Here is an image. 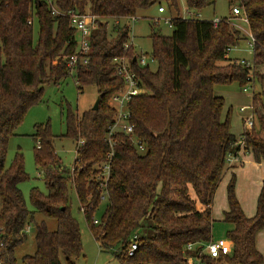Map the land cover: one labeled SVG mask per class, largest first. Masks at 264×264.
Instances as JSON below:
<instances>
[{
	"label": "trees",
	"instance_id": "16d2710c",
	"mask_svg": "<svg viewBox=\"0 0 264 264\" xmlns=\"http://www.w3.org/2000/svg\"><path fill=\"white\" fill-rule=\"evenodd\" d=\"M216 1L186 3L188 10L199 12ZM227 1L242 9L255 39L251 67L229 56L244 39L231 20L214 27L211 20L178 14L170 36L155 28L150 34L151 58L157 62L153 71L140 64L132 45L124 49L131 28L122 21L156 4L178 10V0H55L60 14L52 12L47 0H0V264H18L15 252L26 242L32 223L36 251L22 258L24 264H63L62 257L66 264H76L83 247L80 224L71 213V188L101 249L117 250L119 264H188L190 256L202 264H264L256 247L257 233L264 229V187L256 214L248 217L236 195L235 173L227 186L229 210L224 218L232 224L227 239L232 250L218 258L202 252L214 240L212 213L219 185L227 170L244 165H228V156L244 150L264 162V0ZM71 10L95 17L89 61L79 65L76 83L94 86L100 106L68 116L67 135L77 143L73 173L58 160L49 128L36 126L32 136L40 146L35 147V160L47 193L32 188L30 211L20 188L28 179L24 158L18 152L6 167L8 143L28 110L41 101L44 86L70 76L67 57L77 50L76 31L63 13ZM35 20L40 26L37 40ZM123 56L130 58L146 89L129 103L133 135L145 144V151L132 138L114 135L103 188L98 169L111 151L107 135L116 116L110 101L125 86L114 60ZM234 82L260 87L252 99L254 126L240 136L231 130L229 112L223 116L224 97L215 93V86ZM104 195L108 205L95 224L94 213ZM36 212L56 220V230L45 221L35 222ZM133 234L139 246L130 256ZM189 244L193 250L187 249Z\"/></svg>",
	"mask_w": 264,
	"mask_h": 264
},
{
	"label": "rangeland",
	"instance_id": "374dc122",
	"mask_svg": "<svg viewBox=\"0 0 264 264\" xmlns=\"http://www.w3.org/2000/svg\"><path fill=\"white\" fill-rule=\"evenodd\" d=\"M158 7L159 5L156 4L147 10L138 12L134 21L131 19H124L122 21L123 25L127 24L131 28L130 43L134 51L145 59L153 71L157 69V62L151 58L153 46L150 34L154 30L153 28H155L162 35L170 36L173 32V27L166 24V20L173 19L178 14H181V17L199 18L202 20L212 21L216 18L231 20V24L242 32L244 39L238 45L231 48L229 56L239 60H253L254 53L248 23L243 16L234 14L227 0H217L214 5L199 12L188 10L186 0H178V10L170 8L168 4H163L166 12L161 13ZM39 29V22L35 20L33 26L35 40L39 37ZM247 87L249 88L248 92H245L244 87L236 82L215 86V93L225 99L223 116H226L229 112L231 130L236 135L244 131L243 118L252 112L253 95L260 92L258 83H249ZM97 98V89L92 85L85 86L84 88L77 85L75 75L68 76L58 84L48 83L44 86L41 101L28 110L16 129V135L10 137L6 155V167L10 166L18 152L22 153L28 179L20 184V188L23 192L26 206L30 211H34L31 200L32 188L37 187L43 193H47L42 168L37 167L35 160V147H38V140L35 141L32 135L35 133L36 126L43 124L49 128L51 134L54 136L53 148L58 160L64 167L72 169L74 161L77 158V143L67 135L68 116L70 114L80 115L84 111L91 109ZM243 106L246 107L245 111L240 110ZM240 160L242 161V156L239 157L238 155V159L235 162L239 163ZM228 165L230 164L228 163ZM244 166L238 165V168ZM239 177L243 184L241 186L242 189H240L241 200L249 211V208H253L255 204V191L259 186H262L260 184L264 183V171L245 172L239 175ZM249 181H252L250 183L251 186L247 188L249 194L244 195L243 189L246 188L244 186H248ZM226 186L227 182L224 178L215 196L212 213L214 218L212 235L215 240L228 239V231L232 229V224L225 222L222 218L226 209H224L225 199H221V191ZM70 193L72 197L71 213L80 224L83 247V254L76 259V264H119V260L115 254L117 250L107 251L101 249L100 243L94 237L84 213L79 209L80 204L75 190L71 188ZM107 205L108 200L103 199L98 210L94 213L95 219L100 220ZM42 221L47 223L50 230H56V220L47 218L41 213L36 212L35 222L40 223ZM35 236L36 227L35 223H32L27 229L26 242L15 252L18 264H24L22 258L25 255H33L35 253ZM62 263L66 264L64 257H62Z\"/></svg>",
	"mask_w": 264,
	"mask_h": 264
},
{
	"label": "built area",
	"instance_id": "2783aa9c",
	"mask_svg": "<svg viewBox=\"0 0 264 264\" xmlns=\"http://www.w3.org/2000/svg\"><path fill=\"white\" fill-rule=\"evenodd\" d=\"M47 3L52 8V12L54 14H60L59 10L56 7L55 0H47ZM234 14L241 15L245 18L246 22L247 18L244 15L242 9L240 7H234L232 8ZM165 8L159 7V12H165ZM64 15L68 16L70 19L71 27L76 31V45L77 50L72 55H69L67 57V66L69 68L70 75H75L79 65L81 64H87L89 61V56L92 50L91 46V39L93 30L96 27L95 23V17L89 13H81L75 10L68 11L67 13H63ZM187 18V17H183ZM131 20H136V18H131ZM213 21L214 27H218L224 19L216 18ZM32 23V21L30 22ZM166 24H168L170 27H172V19H167ZM251 36V45L254 47L255 39ZM132 44L129 42L124 45V49L128 50ZM115 71L118 77H120L124 81V88L120 90L119 92L115 93L110 101V105L116 110V116L113 119L112 124L109 126L108 129V135L107 140L110 145L111 151L107 155V160L102 164V166L98 169L100 171L99 174V180H101V187L105 188L106 183L109 177L110 173V163L111 159L113 157V148L115 145V142L113 140V136L120 134V135H126L130 138H132L133 143L135 146L138 147L140 151H145V144L134 137V129L135 124L132 121V115L129 110V103L130 101L135 97L139 96L146 92L145 87L142 86L140 80L138 79L135 71L131 68V61L128 57H120L115 58ZM139 62L141 65L146 66L148 63H146L145 59L140 56ZM240 62L248 67L252 66V61L247 60H240ZM249 88L247 85L244 87V91L248 92ZM246 107H241V111H245ZM252 109V107H251ZM255 114L252 110V112L243 118L245 129L250 130L254 126L255 122ZM242 142V141H241ZM242 148H244L245 144L242 143ZM83 145V141L79 142V146ZM38 146H40V143L38 142ZM238 159V156L229 155L227 158V161L229 164H232ZM75 171V167L73 166L71 169V173ZM107 195H104L102 199H106ZM99 221L95 220V224H98ZM138 235L133 234L132 236V244L129 249V255L133 256L136 250L138 249V241H137ZM194 246L192 244H189L187 249L193 250ZM232 250L231 244L227 241V239H219V240H213L209 242L206 247L202 250L203 253L208 254L212 258H218L221 254H229ZM188 264H202L199 257H188L187 259Z\"/></svg>",
	"mask_w": 264,
	"mask_h": 264
},
{
	"label": "crops",
	"instance_id": "0c3cea01",
	"mask_svg": "<svg viewBox=\"0 0 264 264\" xmlns=\"http://www.w3.org/2000/svg\"><path fill=\"white\" fill-rule=\"evenodd\" d=\"M166 12V11H165ZM236 135V134H235ZM241 134L237 135V136H240ZM242 156V161L244 163V167H236V168H231L229 170H227L224 178L227 182V186L229 184V181L231 179V176L233 173L236 174V177H237V183H236V195L241 203V206L245 212V214L248 216V217H253L256 212H257V201H258V198H259V195L264 187V183L260 184L262 185L261 187L259 186L258 189L255 191V204H254V207L253 208H249V211L246 209V207L244 206L242 200H241V193H240V189L241 186L243 185L242 182H241V179L239 177V175H241L242 173H245V172H250V173H254L256 172L257 170L258 171H264V162H257L253 156L252 153H246L244 150H242L240 153H239V157ZM241 161V160H240ZM223 178V179H224ZM250 178V177H249ZM248 178V179H249ZM228 179V180H227ZM247 179V180H248ZM223 181V180H222ZM252 181H249V185L248 186H244L246 187L245 189H243V193L244 195L246 194H249V190L247 189L249 186H251V183ZM221 186V184H220ZM227 186L226 188H224L222 191H221V199L224 200L225 199V202H224V209H226L224 211V215L222 216L223 220L225 218V212L229 210V203H228V197H227ZM243 187V188H244ZM218 191V190H217ZM217 194V192H216ZM215 194V196H216ZM214 204H215V198H214ZM214 204H213V209H214ZM214 239V238H213ZM215 240V239H214ZM256 247L257 249L264 255V229L260 230L258 233H257V236H256Z\"/></svg>",
	"mask_w": 264,
	"mask_h": 264
},
{
	"label": "water",
	"instance_id": "95a60500",
	"mask_svg": "<svg viewBox=\"0 0 264 264\" xmlns=\"http://www.w3.org/2000/svg\"><path fill=\"white\" fill-rule=\"evenodd\" d=\"M100 101H101V97L98 96L94 106L92 107L93 110H98L99 106H100Z\"/></svg>",
	"mask_w": 264,
	"mask_h": 264
}]
</instances>
